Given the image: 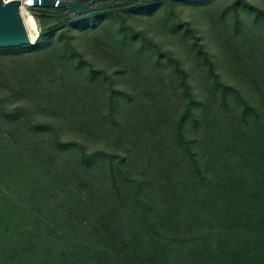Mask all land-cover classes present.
Segmentation results:
<instances>
[{
  "label": "trees",
  "instance_id": "1",
  "mask_svg": "<svg viewBox=\"0 0 264 264\" xmlns=\"http://www.w3.org/2000/svg\"><path fill=\"white\" fill-rule=\"evenodd\" d=\"M90 1L88 10L68 13L73 2ZM224 1L28 6L41 26L37 44L0 51L48 54L106 83L100 114L87 117L109 139L89 147L92 130L64 139L59 120H34L33 107L0 100V121L17 126L0 136V264H264V99L222 80L200 29L181 13ZM227 14L237 37L247 17L264 20L252 0H230ZM145 17L155 19L153 30L137 26ZM115 23L114 45L149 47L158 62H170L185 100L165 136L136 160L123 137L110 140L117 128L126 135L117 100L126 93L115 87L121 72L109 76L87 56V30ZM162 26L188 36L217 89L211 96L196 95L175 51L163 48Z\"/></svg>",
  "mask_w": 264,
  "mask_h": 264
},
{
  "label": "rangeland",
  "instance_id": "2",
  "mask_svg": "<svg viewBox=\"0 0 264 264\" xmlns=\"http://www.w3.org/2000/svg\"><path fill=\"white\" fill-rule=\"evenodd\" d=\"M252 1L264 8V0ZM228 2L230 0L215 3L202 13L185 8L182 17L200 29L222 80L234 84L249 98L259 102L264 99V20L247 17L243 32L234 36L231 15H222V8ZM28 6H22L21 13L24 20L27 14L35 20L33 29L27 27L31 46H35L41 26ZM155 23L154 18L145 17L137 22V26L153 30L151 24ZM161 28L157 36L163 48L175 51L188 71V80L196 95L201 99L211 96L217 89L188 36L172 33L165 26ZM115 31L116 23L105 30H87L85 40L90 43L87 56L109 76L115 71L121 72L115 77V87L122 88L126 94L117 98L118 118L122 130L129 135L126 137L119 132L121 128H117L116 135L111 134L110 140L123 137V146L129 148L131 158L136 160L140 156L138 151L149 152L147 148L157 142L159 136H165L169 120L175 115L173 112H180L185 100L178 87V73L170 62H158L149 47L140 51L138 46L114 45L112 41L119 37ZM105 84L88 80L80 72H72L48 54L0 51V100H5L9 106L33 107L35 112L31 116L34 120H59L64 139L75 137L80 130L94 131L88 141L89 147L103 146L109 139L107 132L101 133L89 124L91 117L100 114L99 100L106 91ZM16 128L0 121V136L9 138Z\"/></svg>",
  "mask_w": 264,
  "mask_h": 264
},
{
  "label": "water",
  "instance_id": "3",
  "mask_svg": "<svg viewBox=\"0 0 264 264\" xmlns=\"http://www.w3.org/2000/svg\"><path fill=\"white\" fill-rule=\"evenodd\" d=\"M51 0H48L47 4ZM45 0H0V49L12 47H24L32 44V39L24 23L21 8L24 5L45 6ZM92 5V1L80 4L72 3L68 6V13H82L88 10ZM58 6H64L62 1L58 2ZM57 23L51 24L48 29H52Z\"/></svg>",
  "mask_w": 264,
  "mask_h": 264
},
{
  "label": "bare ground",
  "instance_id": "4",
  "mask_svg": "<svg viewBox=\"0 0 264 264\" xmlns=\"http://www.w3.org/2000/svg\"><path fill=\"white\" fill-rule=\"evenodd\" d=\"M21 9H23V8H21ZM21 12H22V10H21ZM25 16V15H24ZM22 17H23V15H22ZM24 20V19H23ZM24 23H25V25H26V28L28 27V28H30V29H33L34 27H35V25H36V23H35V20H34V18L31 16V15H29V14H27V17H25V20H24ZM28 30V29H27ZM29 32V31H28ZM30 35V34H29ZM31 37V36H30Z\"/></svg>",
  "mask_w": 264,
  "mask_h": 264
}]
</instances>
